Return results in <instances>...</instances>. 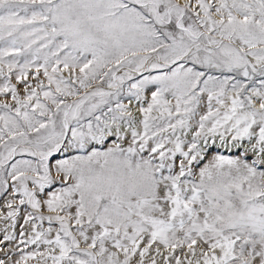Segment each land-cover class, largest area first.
I'll list each match as a JSON object with an SVG mask.
<instances>
[{
    "label": "snow or ice",
    "instance_id": "6c2138e0",
    "mask_svg": "<svg viewBox=\"0 0 264 264\" xmlns=\"http://www.w3.org/2000/svg\"><path fill=\"white\" fill-rule=\"evenodd\" d=\"M0 264H264V0H0Z\"/></svg>",
    "mask_w": 264,
    "mask_h": 264
},
{
    "label": "rangeland",
    "instance_id": "374dc122",
    "mask_svg": "<svg viewBox=\"0 0 264 264\" xmlns=\"http://www.w3.org/2000/svg\"><path fill=\"white\" fill-rule=\"evenodd\" d=\"M224 154H225V155H235V153H227V152H225ZM208 158H209V159L211 158V154L209 155Z\"/></svg>",
    "mask_w": 264,
    "mask_h": 264
}]
</instances>
